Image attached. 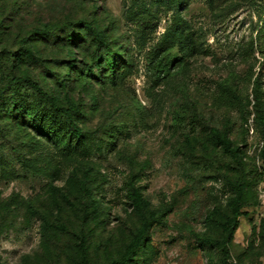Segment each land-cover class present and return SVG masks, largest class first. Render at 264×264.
<instances>
[{"label": "rangeland", "instance_id": "1", "mask_svg": "<svg viewBox=\"0 0 264 264\" xmlns=\"http://www.w3.org/2000/svg\"><path fill=\"white\" fill-rule=\"evenodd\" d=\"M257 84L264 0H0V264H264Z\"/></svg>", "mask_w": 264, "mask_h": 264}, {"label": "trees", "instance_id": "2", "mask_svg": "<svg viewBox=\"0 0 264 264\" xmlns=\"http://www.w3.org/2000/svg\"><path fill=\"white\" fill-rule=\"evenodd\" d=\"M179 23V28L183 31L185 28V23L182 22L180 19H178ZM83 28L86 30V32L90 33L93 36H96L100 39V36L97 34V32L91 27L90 24H84ZM45 32V31H43ZM71 40H75L73 36H70ZM101 40V39H100ZM110 56V54H109ZM173 63V62H171ZM171 63L165 62L163 64V68H167ZM115 64H116V59L115 56L112 55V57H108L107 59V69L110 71H114L115 69ZM73 67V64L69 65V68ZM164 72V71H163ZM15 81H18V79H14ZM254 107L255 111L257 113V118L256 121L257 123L259 122V125H262V130H263V138H264V121H262L263 117L258 116V113L262 110L261 108V100L258 95V84L255 85L254 87ZM261 119V121H259ZM37 120H35L36 122ZM39 134H42L41 136H46L48 138H55L57 137V133L53 127H48L46 125L40 124L39 125ZM71 140H75V145L76 148H73L74 150L77 149L80 146H83L85 144V135L83 134L82 130L80 127L73 123L71 125ZM212 136L217 144V146L221 147L227 154H229L232 158L237 159V156L239 154L238 148H233L232 142L230 139L227 137V135H221V133L216 130L212 129L211 130ZM243 191L241 184H238L235 187V199L233 202V208L231 210V216L227 217L224 223L222 224V244H223V254L228 256V246L232 241L233 238V230L236 229L237 224H238V218L241 216V208H242V202H243ZM131 200L132 203L137 206L138 209H141L143 207V201L142 197L139 194L138 191H134L133 194L131 195ZM135 202V203H134ZM145 235H146V229H142L135 239L128 245L126 248L125 253L119 260L113 261L111 264H128L132 257L138 252V250L141 248V246L145 242ZM79 250H82L83 245L80 243L78 246Z\"/></svg>", "mask_w": 264, "mask_h": 264}]
</instances>
